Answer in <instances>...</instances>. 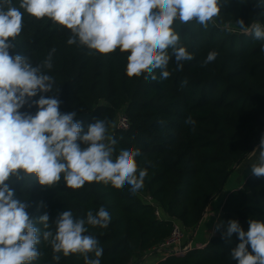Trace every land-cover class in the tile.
<instances>
[{"label": "trees", "instance_id": "trees-1", "mask_svg": "<svg viewBox=\"0 0 264 264\" xmlns=\"http://www.w3.org/2000/svg\"><path fill=\"white\" fill-rule=\"evenodd\" d=\"M219 2L220 13L207 29L195 20L187 24L174 21L180 44L194 59L184 61L183 70L177 71L173 57L167 79H161L160 69L129 77L125 69L130 53L116 49L102 55L86 46L69 45L70 30L20 9L23 28L12 41L16 47L10 54L24 55L36 66L55 49L53 67L44 71L54 78V90L59 89L60 111L76 112L74 120L82 123L81 134L98 119L116 125L118 114L127 113L131 121L128 131L116 126L110 129L116 140L114 155L121 149L138 148V168L147 169L143 187L136 192L127 184L117 189L103 182H86L80 189H71L61 179L45 189L31 177L10 181L18 198L30 204L33 219L47 212L51 223L65 210L74 218H86L89 210L95 214L104 207L111 216L108 227L88 225L86 233L104 250L101 264L141 261L170 237L171 220L179 221L186 232H194L264 132V41L243 33L236 23L243 19L245 25L264 24V8L256 6L259 0ZM19 5L20 0H12V6ZM213 50L218 56L204 66ZM40 95L52 93H38L32 100ZM37 110L35 105L21 109L33 115ZM189 116L195 125L185 122ZM148 196L156 207L145 200ZM156 208L162 212V220L156 216ZM249 219L264 221V177L250 176L241 190L228 196L215 224L216 233L206 247L158 264H237L231 258L240 242L237 234L230 238L222 234L230 220L239 221L247 231ZM37 227L44 230L42 225ZM51 230H55L54 224ZM37 248L41 256L33 264H57L48 242L41 240ZM60 255L58 264H84L79 254Z\"/></svg>", "mask_w": 264, "mask_h": 264}, {"label": "clouds", "instance_id": "clouds-1", "mask_svg": "<svg viewBox=\"0 0 264 264\" xmlns=\"http://www.w3.org/2000/svg\"><path fill=\"white\" fill-rule=\"evenodd\" d=\"M256 6L264 8V0H259ZM20 9L36 19L47 17L70 30L69 45L86 46L102 55L116 49L130 53L125 69L129 77L160 69L161 79H167L171 75L167 67L173 57L177 71L183 70L184 61L194 59L180 44V35L172 27L174 21L187 24L195 20L207 29L220 13V2L20 0L16 8L12 0H0V264H33L41 256L37 248L41 240L50 244L57 264L61 253L64 257L79 254L84 264H101L104 250L95 237L86 233L88 225L108 227L111 216L104 207L95 214L89 210L86 218H74L70 210H65L51 223L47 212L33 219L28 212L30 204L18 198L10 181L31 177L45 189L57 185L61 179L71 189H80L86 182H103L117 189L127 184L136 192L143 187L147 169L138 168V148L121 149L114 155L116 140L110 134V129L115 128L113 122L98 119L81 134L82 123L74 120L76 112L60 111L59 89L54 90V78L44 71L53 67L55 49L36 66L24 55L10 54V49L16 47L12 41L23 28ZM236 23L243 33L264 41V24L245 25L243 19ZM217 56L218 52L210 51L203 65ZM151 78L156 79L154 75ZM49 92L51 96L40 95L38 100H32L38 93ZM25 105H35L38 110L34 115L21 111ZM185 122L196 123L191 116ZM257 151L251 170L259 178L264 177V136L253 155ZM248 224L245 231L239 221L230 220L222 236L230 238L237 234L240 242L231 251L237 264H264V221L249 219Z\"/></svg>", "mask_w": 264, "mask_h": 264}, {"label": "crops", "instance_id": "crops-1", "mask_svg": "<svg viewBox=\"0 0 264 264\" xmlns=\"http://www.w3.org/2000/svg\"><path fill=\"white\" fill-rule=\"evenodd\" d=\"M258 147H259V145H257L256 148H258ZM258 154H259L258 151L255 153V155H253V152H252L242 164H240L238 167H236L234 169L233 172L235 174L233 173V175L230 176L228 182L226 183V185L224 187V190L213 200V201H215V203H218V205H219L218 206V212L215 213V211L210 208L212 203L210 204V206L206 210V213H205L202 221L200 222V224L204 221H207V223L210 224L211 223L210 219H212V220L215 219V215H216V220H215L214 224L211 225V227H212L211 231L206 232V237L204 238V242H201V241L196 242V243L194 242V239L197 238L200 224L198 225L197 229L194 232H190V233L186 232V236L190 235L192 233V237L190 238L188 236L187 238H188V241L190 242L193 249H203L210 242L211 238L215 235V233H216L215 224H216V221L218 219V216L220 215V213L222 211V208H223L225 201L227 200L228 196L232 192L241 190L243 188L244 184L246 183V181L248 180V178L253 175L252 170H251V165L256 162ZM232 178L235 179L233 182L230 181ZM229 185H231V186L228 189ZM189 242H188V244H189ZM162 260L163 259L159 255L149 256L147 254L141 261H137L134 264H158Z\"/></svg>", "mask_w": 264, "mask_h": 264}, {"label": "built area", "instance_id": "built-area-1", "mask_svg": "<svg viewBox=\"0 0 264 264\" xmlns=\"http://www.w3.org/2000/svg\"><path fill=\"white\" fill-rule=\"evenodd\" d=\"M115 126L116 129H118L119 131H128L131 128V121L127 113L120 112L118 114ZM262 136H264V132L262 133ZM260 139L258 145L260 144ZM145 200L153 207H156V203L154 202V199L152 197L148 196L145 198ZM155 214L160 220L163 219L162 212L160 211V209L156 208ZM171 221H172L173 229L170 237L166 239L163 243L153 248L152 251L147 253L149 256L159 255L163 260H166L169 257L182 256L193 250H199V249H193L190 242L189 244L185 243L186 231L183 228L182 224L177 220H171Z\"/></svg>", "mask_w": 264, "mask_h": 264}, {"label": "rangeland", "instance_id": "rangeland-1", "mask_svg": "<svg viewBox=\"0 0 264 264\" xmlns=\"http://www.w3.org/2000/svg\"><path fill=\"white\" fill-rule=\"evenodd\" d=\"M234 173V172H233ZM233 173H232V175H233ZM235 174V173H234ZM236 176V175H235ZM235 179L234 178H232L230 181L231 182H233ZM231 185H229L228 186V189H229V187H230ZM214 204V205H213ZM218 203H215V201H213L212 202V205L210 206V208L212 209V210H214L215 211V213H217L218 212ZM215 220H216V215H215V219H210V221H211V223L210 224H208L207 223V221H204V222H202L201 224H200V226H199V231H198V235H197V238L196 239H194V242L196 243V242H204V238L206 237V232H209V231H211V225L212 224H214V222H215ZM192 237V233L190 234V235H187L186 237H185V243H187L188 244V238L187 237ZM137 261H134V263H136ZM133 263V264H134Z\"/></svg>", "mask_w": 264, "mask_h": 264}]
</instances>
